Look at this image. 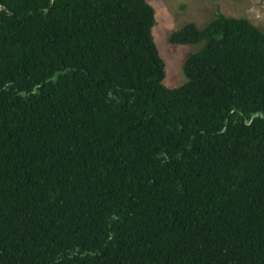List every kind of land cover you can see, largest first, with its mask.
<instances>
[{"label": "trees", "instance_id": "16d2710c", "mask_svg": "<svg viewBox=\"0 0 264 264\" xmlns=\"http://www.w3.org/2000/svg\"><path fill=\"white\" fill-rule=\"evenodd\" d=\"M146 0H0V264H264V31L220 11L162 83Z\"/></svg>", "mask_w": 264, "mask_h": 264}, {"label": "rangeland", "instance_id": "374dc122", "mask_svg": "<svg viewBox=\"0 0 264 264\" xmlns=\"http://www.w3.org/2000/svg\"><path fill=\"white\" fill-rule=\"evenodd\" d=\"M154 10L151 34L164 61L162 83L180 84L185 76L181 69L185 55L197 48L196 43H172L168 33L187 21L201 26L216 11L226 15L244 16L264 31V0H146Z\"/></svg>", "mask_w": 264, "mask_h": 264}]
</instances>
